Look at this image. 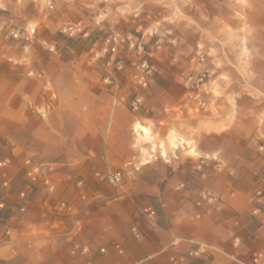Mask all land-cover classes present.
<instances>
[{
	"label": "rangeland",
	"instance_id": "1",
	"mask_svg": "<svg viewBox=\"0 0 264 264\" xmlns=\"http://www.w3.org/2000/svg\"><path fill=\"white\" fill-rule=\"evenodd\" d=\"M0 163V253L15 259L50 252L51 223L97 190L155 222L244 202L264 215V0H0ZM64 231L70 254L82 243ZM189 244L171 264L214 250ZM255 253L264 264L234 262Z\"/></svg>",
	"mask_w": 264,
	"mask_h": 264
},
{
	"label": "crops",
	"instance_id": "2",
	"mask_svg": "<svg viewBox=\"0 0 264 264\" xmlns=\"http://www.w3.org/2000/svg\"><path fill=\"white\" fill-rule=\"evenodd\" d=\"M94 194L95 197L80 208L75 222L73 217L58 222L64 228L57 222L51 223L50 252H42V255L35 252L31 257L16 259L1 252L0 264H171V257L185 253L189 243L214 248L208 260L195 264H236L234 260L248 261L251 252L264 253V215L252 219L249 203L244 202L238 214L230 209L200 221L183 218V209L176 207L173 215L163 212L155 222L141 215L130 199L107 201L109 193L97 190ZM64 229L71 236L75 231L74 240L89 247V253L78 257L70 255L68 240L63 238ZM233 235L238 237V244H233ZM179 239L185 242L177 243ZM100 249L104 253H100Z\"/></svg>",
	"mask_w": 264,
	"mask_h": 264
},
{
	"label": "built area",
	"instance_id": "3",
	"mask_svg": "<svg viewBox=\"0 0 264 264\" xmlns=\"http://www.w3.org/2000/svg\"><path fill=\"white\" fill-rule=\"evenodd\" d=\"M2 164L0 163V166ZM25 166H27V175L29 177H31L34 173H36L38 171V168H40L39 166L37 165H33L30 164L29 161H26L25 163ZM107 180L111 183V184H115V183H118L119 182V174L118 173H111V174H108L107 176ZM47 183V182H46ZM6 185V183L4 184ZM78 186H81V182H78L77 183ZM23 196V195H22ZM58 208H59V211H69L71 208L69 206H67L65 203L61 202L59 204H57ZM5 207L4 203L0 202V209H3ZM24 208L21 207L20 208V211L23 212ZM146 212L148 213V216L151 217L153 216L154 212L153 210H151V208H148L146 209ZM89 252V248L87 246H81L79 244H76L74 245L72 248H71V251H70V254L72 256H75V257H78L79 255H86L88 254ZM100 253H104V250L103 249H100L99 250ZM202 252L201 248L197 249V250H192L188 253V256L189 257H193V256H196L198 255V253ZM261 254L260 253H255L253 254L252 256V261H251V264H263L260 260L261 258ZM184 260L183 257L179 258V261L182 262ZM178 260H176L177 262ZM240 264H246V263H240Z\"/></svg>",
	"mask_w": 264,
	"mask_h": 264
},
{
	"label": "bare ground",
	"instance_id": "4",
	"mask_svg": "<svg viewBox=\"0 0 264 264\" xmlns=\"http://www.w3.org/2000/svg\"><path fill=\"white\" fill-rule=\"evenodd\" d=\"M134 130L141 138L150 139V132H149L148 128L143 127L139 124H135ZM188 144L189 143H186L185 145H188ZM178 146H181V148H184V149L186 147V146H184V143L182 141H180L179 143L172 142V148L173 149H177ZM188 149H189L188 153L193 154V155L195 154L193 147H188ZM162 156L166 157V152L164 149L162 150ZM144 163H148V161H146Z\"/></svg>",
	"mask_w": 264,
	"mask_h": 264
}]
</instances>
